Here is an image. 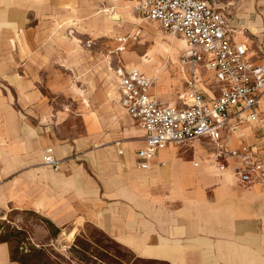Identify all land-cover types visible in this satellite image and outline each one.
<instances>
[{
    "label": "crops",
    "instance_id": "obj_1",
    "mask_svg": "<svg viewBox=\"0 0 264 264\" xmlns=\"http://www.w3.org/2000/svg\"><path fill=\"white\" fill-rule=\"evenodd\" d=\"M80 1L81 10L72 13L60 0H0V210L39 213L58 230L68 229L67 237L92 224L143 259L264 264V186L242 185L229 169L208 167L215 149L209 139L168 145L137 167L144 131L121 106L109 71L117 61L132 68L123 54H131L129 37L121 53L112 52L114 39L112 54L103 60L84 52L78 30L96 36L114 30L88 28L113 26L105 20L112 17L107 9L96 12L101 0ZM216 8L231 29V42L245 44L248 57L258 62L264 55V0H218ZM174 39L185 53L184 40ZM160 46L172 53L162 41ZM133 68L150 77L146 66ZM183 68L182 78H166L158 92L154 81L151 94L166 102L165 94L181 84L178 101L190 73L187 78ZM152 71L160 80L161 69ZM199 75V89L211 97L212 73L203 69ZM173 78L179 80L170 88ZM258 112V121L222 133V143L255 145L264 155V95ZM48 148L58 171L42 164ZM0 264H14L7 243H0Z\"/></svg>",
    "mask_w": 264,
    "mask_h": 264
},
{
    "label": "built area",
    "instance_id": "obj_2",
    "mask_svg": "<svg viewBox=\"0 0 264 264\" xmlns=\"http://www.w3.org/2000/svg\"><path fill=\"white\" fill-rule=\"evenodd\" d=\"M217 1L142 0L134 8L139 17L184 40L185 59L212 73L208 85L212 96L205 97L196 72L191 70L186 89L177 95L180 105L169 106L151 94L153 78L117 61L112 71L120 104L144 131L145 147L135 153L137 167L168 145L207 138L215 147L207 159L208 167L229 169L242 185L264 186V155L260 150L255 145L231 148L222 143V133L233 134L259 120L258 105L264 95V55L253 62L245 44L231 42V29L216 8ZM127 41V37H116L112 52H123ZM42 164L58 171L59 161L53 157L52 149L44 151Z\"/></svg>",
    "mask_w": 264,
    "mask_h": 264
},
{
    "label": "rangeland",
    "instance_id": "obj_3",
    "mask_svg": "<svg viewBox=\"0 0 264 264\" xmlns=\"http://www.w3.org/2000/svg\"><path fill=\"white\" fill-rule=\"evenodd\" d=\"M109 1H99L100 7L97 8L96 12L105 13L103 11L107 9L108 14L106 15L112 18L115 17V19H106L108 16L104 18L107 22L113 21V26L111 24L107 28L98 27L96 29L88 25L87 27L94 30L101 29L102 31L113 29L114 32L111 31L103 36H96L92 32L78 30L79 35L77 38L84 52L103 60V58H107L112 54L111 51L116 36L129 37L130 43L126 52L131 54L123 53L127 59V65L132 68L139 64L146 66V71L143 72L154 79L157 92L159 87L167 84L166 78L176 76L182 78V73H180L182 67H184L183 72H186L187 78V71L189 73L191 70L195 71L197 76H200L199 74L204 68L202 69L200 64H190L187 67L188 61L185 59V50L181 49L182 47L178 44L179 39L170 38L157 24L153 25L148 20L143 21L142 17L134 12L138 0H120L121 3L129 5L120 4L119 0ZM60 4L72 13L81 10L80 0H60ZM86 5L90 4L86 2ZM93 10H95L94 7L90 11ZM118 17L119 19H117ZM128 25L130 31L127 30L128 27L126 26ZM250 31L257 32V30L253 31L252 29ZM244 33L250 39L248 31H244ZM160 41L165 46L172 47V53H165L160 46ZM88 43H91L90 47L87 46ZM253 43V47L258 48L256 41ZM66 48H69L68 44ZM175 52L177 55H175ZM176 58H178V61L175 63ZM145 60L151 61L150 64ZM156 67L161 69L160 80H156L153 75L152 69ZM178 80V78L171 79L168 86L171 88L172 85L169 83L175 85ZM77 81L79 87L84 88V83L81 79L79 80V77ZM181 82L183 85L184 80L181 79ZM180 87L181 84L165 94L164 99L169 106H179L180 102L175 99V95ZM11 104L13 105V99H11ZM71 110L67 105L65 106L67 113H70ZM56 229L51 222L39 213L19 211L11 207L0 210V238L7 237L10 251H14L15 256L24 259L27 264H168L135 256L89 223L82 225L71 239L67 237L68 229H57L58 231ZM13 230L21 232L22 235L14 237ZM21 239L22 241L18 243ZM13 263L20 264L18 262Z\"/></svg>",
    "mask_w": 264,
    "mask_h": 264
},
{
    "label": "trees",
    "instance_id": "obj_4",
    "mask_svg": "<svg viewBox=\"0 0 264 264\" xmlns=\"http://www.w3.org/2000/svg\"><path fill=\"white\" fill-rule=\"evenodd\" d=\"M56 231H58V230L56 229ZM9 235H10V234H9ZM19 235H22V233L19 232V231L13 230V236H14V237H18ZM21 241H22V239L19 240L18 243H20ZM0 243H8V239H7V237H5V238H0ZM10 259H11L12 262H18V263H20V264H27V263L25 262L24 259H22V258H17V256H15L14 251H12V250L10 251Z\"/></svg>",
    "mask_w": 264,
    "mask_h": 264
},
{
    "label": "bare ground",
    "instance_id": "obj_5",
    "mask_svg": "<svg viewBox=\"0 0 264 264\" xmlns=\"http://www.w3.org/2000/svg\"><path fill=\"white\" fill-rule=\"evenodd\" d=\"M142 20H144V21H147V19H144V18H141ZM152 23H154V22H152ZM156 24V23H155ZM235 32V31H234ZM170 36V35H169ZM170 37H174V36H170ZM174 38H176V37H174ZM245 41H248V38L246 37V40ZM185 43V42H184ZM164 45V44H163ZM162 46V45H161ZM167 47V46H166ZM185 47H186V51H187V46H186V44H185ZM162 48V47H161ZM164 48H162V50H163ZM166 51V50H165ZM164 51V52H165ZM109 71L111 72L112 71V68L111 67H109ZM112 73V72H111ZM250 123H253V122H250ZM72 236H73V232L68 236V238H72Z\"/></svg>",
    "mask_w": 264,
    "mask_h": 264
}]
</instances>
